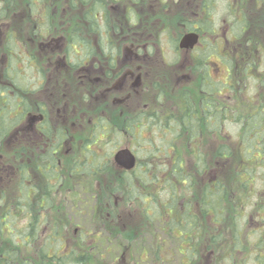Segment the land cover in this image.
<instances>
[{"label": "rangeland", "instance_id": "1", "mask_svg": "<svg viewBox=\"0 0 264 264\" xmlns=\"http://www.w3.org/2000/svg\"><path fill=\"white\" fill-rule=\"evenodd\" d=\"M104 2L109 6L111 19L114 22L115 18L119 20L117 23L122 28V31L118 29L121 32L120 36L122 39L126 38L123 39L120 50L123 54H120L118 58L120 63L121 58L130 55V50L139 54V59L146 58L136 63L125 61L120 65L124 70L128 69L133 72L134 77L129 75L125 81L108 79L107 65L101 62V57L97 52L90 57L88 64H83L88 67L85 79L83 78L85 75V71L82 70L83 66L80 69L64 68L61 59H65L68 64L69 59L64 49L69 41V28L72 24L81 25V6L78 0H46L44 4L38 6L39 13L27 10L25 0H0L3 10L5 9L4 15L0 18V49L6 32L14 30L19 36L22 50L30 52L36 58L35 63L43 73L40 79L46 81L41 87L42 92L27 97L30 106H33L35 114L38 104L46 110L50 108L47 110L49 118L66 126L68 136L71 138L58 155L62 176V181L58 186L59 190L51 197V207L39 213L40 223H42L40 228L43 233L56 228L70 240H75L77 230L79 233L83 231L87 234L86 245H91L93 239L98 237L100 240L107 238L113 249H109L108 255H103L102 264H134V258L139 255L140 248L143 245L146 246L149 241H143L145 234L142 236L141 232L151 230L155 235H159L156 232L157 225L151 224L148 226L150 229L146 228L140 213L135 211L137 209L135 205L124 204L125 185L119 178L115 167H110L108 171L97 177L85 180L69 177L73 161L83 157L81 142L89 137L91 126L98 117L106 119L114 126H120L126 116L138 111L160 110L164 113L171 112L178 115L183 90L188 91L198 106L201 95L200 79L198 74L191 71V68L194 60L199 56L209 54L211 44L216 46L220 55L215 52L216 55L211 56L212 64L207 71L211 79L218 82L220 80L227 85L222 87L216 95L219 102L218 107H228L227 116L224 115L222 118L226 120L236 113L247 115L257 110L258 107L264 108V8L259 10V5L255 0H247L250 30L249 33L243 31L239 37H236L235 32L232 31L233 11L231 10L235 8L239 0H217L210 17L211 30L214 33L211 31L209 34H200L201 44L195 51H191L174 49L173 43L186 33L181 23L190 20L193 14L200 12L198 0H104ZM133 3H135L134 6H132ZM197 5L198 8H196ZM36 6L34 8L37 9ZM45 8L50 12L47 24L49 28L45 30L43 26L44 31L39 32L37 30V23L41 22L39 14L40 10L43 11ZM128 10L133 11L132 15L124 14ZM118 13L122 16H118ZM108 20L111 25L112 21ZM87 38H89L88 34ZM249 38L252 39L247 40ZM128 42H132L134 46L129 47ZM136 45L143 52H136ZM132 55L135 54L132 53ZM1 58L4 60L3 57ZM80 62L83 63L84 60ZM2 63L0 65L3 69L5 63ZM101 66L104 68L105 78L96 81V78L102 77L99 72ZM25 70L24 81L32 82L35 77L33 68L26 67ZM137 75L140 76L139 81L133 86ZM113 84L115 88L106 91V87H111ZM31 115L33 116V113ZM63 119L65 120L62 121ZM240 127L232 123V120H226L222 123L220 133L201 130L198 142L192 144L185 139L179 144L180 153L188 171L194 173L193 151L198 147L208 161L210 172L221 174L224 177L230 188L227 222L232 214L239 211L244 216L252 213L251 211L246 212L238 205V186L233 177L234 168L239 162L236 148L233 150V156L227 161L217 160L215 156L217 144L227 142L231 145L239 139ZM31 133L33 134V131ZM104 138L105 136L101 134L99 140L102 141ZM4 140L0 145V219H3L2 214L11 203L13 204L17 196L16 166L25 162L31 179L34 175H38L34 167V146L32 148L24 143V156L20 159L17 134L7 136ZM122 142L120 148H130L136 157L145 155L143 151H138L135 140L123 136ZM110 143L108 138L104 150L107 149V152L113 150L115 153L118 149H114ZM253 175L255 176L254 187H259V204L264 203V170L260 168L259 173ZM257 175H259V180ZM40 181L42 185L44 182L41 178ZM84 187L88 192L87 195L82 193ZM80 200L83 202L77 203ZM245 208L250 210L251 206L247 205ZM11 213L13 218L15 217L16 226H25L29 212L12 210ZM111 216H115V221L112 222ZM257 216L254 213L253 219ZM260 217L264 219V211H259ZM256 223V220L243 223L240 219L241 233L234 240L229 235L232 231L231 222L227 223L226 227L219 228L223 229L222 232L218 229L213 232L211 231L212 225L203 223L204 231L209 229L210 232L204 233L201 245L205 246L201 250H204V255L212 254L211 258H197L195 264H228L225 255L228 254L232 241L236 249L231 254V261L234 264H260L259 256L262 257L261 262L264 264V243L262 245L258 243L257 233L252 234L259 228V224ZM261 228L264 229V222ZM1 229L3 232L0 234V250L10 245L7 239L9 227H4L2 224ZM120 230L129 231L132 234L125 233L129 236L125 237L123 232H119ZM214 233L216 235L227 233V235L221 237V240L212 246L209 242L207 243L206 236L210 234L214 237ZM174 242L173 240V243H168L167 246V243L164 244L168 252L163 253L161 260L154 259V263L138 264H180L179 257L177 258L173 253L172 247L176 245ZM101 245L104 251L107 247L106 242ZM26 251L33 252L31 245L29 248L24 245L21 249L23 257H28ZM93 255L92 259L98 263L99 257L96 253ZM143 259L147 260L146 257Z\"/></svg>", "mask_w": 264, "mask_h": 264}, {"label": "trees", "instance_id": "2", "mask_svg": "<svg viewBox=\"0 0 264 264\" xmlns=\"http://www.w3.org/2000/svg\"><path fill=\"white\" fill-rule=\"evenodd\" d=\"M44 2L45 0H25V7L27 10L39 13L38 6L42 3L44 4ZM216 2L217 0H198V10L200 12L198 11L197 15H195L196 13L193 14L190 20L181 23L184 32L195 30L193 27L198 25V31L202 30L200 34H209L212 31L210 17ZM255 2L259 5V10L264 8V0H255ZM35 5H37V9L34 8ZM100 5V2L92 1L91 9L101 8ZM4 11L5 9L3 10L1 6L0 18L4 15ZM231 12L232 31L235 32V36L239 37L243 31L249 33L250 22L247 14V0H239ZM40 14L41 18L39 19L41 22L37 23V30L42 32L44 27L46 28L45 30H48L47 24L50 16L47 8L43 11L40 10ZM88 22L90 28L95 29L97 27L94 17H89ZM105 27L107 28L106 25ZM116 29L122 31L120 27H116ZM68 34L69 41L64 49L69 59L68 65L71 69L79 68L81 66L80 61L86 57L90 59L96 53V50L90 44H88L86 50L81 49V44L84 40L81 25L72 24ZM178 40L179 37L173 43L174 49H178ZM21 42L24 44L22 40ZM22 49L18 34L14 30H8L0 49V63L3 61L2 64L5 63L3 69L0 65V80H4L9 85L0 83V93L22 89L24 94L23 112L26 115L31 110L29 98L27 97L34 93V90L30 87L36 83L37 77L39 78L43 73H41V68L35 63L36 58L30 52ZM215 52L220 55L216 46L211 44L209 54L199 56L194 60L191 68V71L198 74L200 79L201 95L198 100V106H196L188 91L183 90L180 96L181 103L178 115L171 112L164 113L160 110L138 111L133 115L126 116L120 126H114L106 119L103 120L98 117L91 126L89 137L81 142L83 157L73 161L69 170V176L72 179L85 180L90 177H97L112 167L113 150L111 152H107V149L104 150L105 142L108 141V138L111 146L114 149L116 148V150L123 144V136L135 140L136 148L138 151H143L145 155L142 157L137 155V164L132 170H119L118 176L124 183V187H126L123 194L126 200L135 203L147 221L152 225H157L159 230L157 234L166 232L171 239L176 240L178 237L187 244V248H184V259L187 264H195V253H201V239L205 236L204 233L209 231V229L204 231L203 223L212 225L211 231L213 232L217 231V229L222 232L223 229L219 228H224L227 223L231 222L232 231L229 235L234 240L241 233L239 227L242 223L240 224V219L243 220V223L256 220L259 228L252 234L257 233V238L259 235L258 243L261 245L264 243V229L261 228L264 219L263 217L259 218V211H264V203L259 204V187H254L255 176L253 175L254 173H259L260 168L264 170V108L258 107L257 110L247 115L236 113L232 118L226 119L232 120V123L241 126L239 130L240 137L231 145L223 142L215 147L216 159L223 162L233 156V150L236 148L235 151L238 152L236 156L239 162L237 167L234 168L233 177L236 179L238 186V205L245 209L246 212L251 211V214L244 216L239 211L232 214L229 222H227V204L230 202V188L227 186L224 177L221 174L210 172L208 161L203 151L198 147L193 151L194 173L187 170L180 153L179 144L182 141L187 139L192 144L198 142L201 130L220 133L222 123L226 121L222 116H227L228 107H218L219 102L216 95L222 90V87L227 85L220 80L218 82L211 79L210 73L207 71V69H210V64H212L210 58L216 55ZM26 67H32L35 72L33 81L29 83L24 81ZM31 83L33 84L31 85ZM14 107H16L15 101H9L5 105L0 104V140L9 136L16 127L17 120L10 117ZM101 134L105 136L102 141L99 140ZM108 135L109 137H106ZM54 137V146L57 152V148L61 145L60 142L63 143L68 136L59 127L55 129ZM42 159L48 163L50 161L53 167L56 168V170L52 169L50 171L51 173L47 175L48 178L46 179H51L50 181H52L56 178V185L61 183L62 177L60 170L57 171L59 167L56 160L51 159V157H42ZM22 175L23 179L19 181L21 191H23L24 181L29 180L28 173L23 172ZM257 179L259 180V175H257ZM26 194L29 195V191L22 192V197H24L25 201L21 202V198L14 201L17 207L20 204H24L25 208L31 209L26 200ZM247 205L251 206L250 210L245 208ZM11 211V209H6L4 214H2L3 219H0V226L2 227V224H4V227L8 226L10 229L7 232V239L10 245L2 249L3 252L0 250V263L2 264H10V262L14 263L17 261V240H20V238L22 241L25 240L20 236V231H17V227L14 224L15 219H11L13 218ZM254 213L258 216L253 219ZM31 215L33 218L34 214L31 213ZM111 217L113 218V216ZM25 227L29 231L22 230V233H33L35 225L28 224ZM2 232L3 230L1 229L0 234ZM51 234L58 238L57 230L54 229ZM225 235L227 233L217 235L214 233V237L209 234L206 236L207 243L209 242L213 246ZM10 239L13 240V243L15 241V243H11ZM234 247L235 244L232 241L229 252L225 255L228 264H234L231 261V254L236 250ZM79 249L76 248L75 251L72 250L69 253L62 254V243L57 241L55 245L56 255L50 260L44 259L42 264L97 263L90 255L77 253L76 251ZM40 255L42 258L44 257L42 251ZM261 260L262 257L259 256L260 264H262Z\"/></svg>", "mask_w": 264, "mask_h": 264}, {"label": "flooded vegetation", "instance_id": "3", "mask_svg": "<svg viewBox=\"0 0 264 264\" xmlns=\"http://www.w3.org/2000/svg\"><path fill=\"white\" fill-rule=\"evenodd\" d=\"M46 1V0H45ZM80 1V6H81V31H82V35H83V42L81 44V49L82 50H86V47L88 46V44H90L91 46H93L96 50V52L100 55L101 57V62H103L104 64L107 65L108 71H107V77L108 79L111 80H117V79H121L122 81H125L127 76H132L134 77L133 72H131L130 70L126 69L124 70L123 68L120 67L121 64H124L125 61L128 62H139V60H146V58L143 59H139L140 57L138 56L139 54L133 52L130 50V55H128V57L126 58H121L122 61L120 63V60H118L119 55L123 54V52L121 53V49H122V45H123V38L121 35V32L116 29V27H120L119 23H117V21L119 22V20L117 18H115V22L111 19L112 14L111 11L109 9V6L107 5L106 2H104V0H78ZM92 1H97L100 2V6L101 8L98 9H91V2ZM135 3L132 4V6H134ZM196 8H198V5L196 6ZM199 9V8H198ZM49 16H50V12ZM131 13H133L132 10H128L126 11L124 14L128 15H132ZM198 13V12H197ZM197 13L195 15H197ZM135 14V13H134ZM122 16L120 13H118V16ZM89 17H94L95 19V23H97V27H95V29H93L92 27L90 28V24L88 22V18ZM110 19L112 21L111 25L109 24V20ZM105 25L107 26V28L105 27ZM71 28V26H70ZM120 29L122 30V28L120 27ZM193 29L195 30H189L187 31L189 32H196L199 35V42L198 45H196L191 51H195V49L198 48V46L201 44V38H200V33L202 32V30L198 31V25L194 26ZM118 30V31H116ZM186 32V33H187ZM87 34L89 35V38H87ZM123 34H127V33H123ZM126 39V38H125ZM89 41V42H88ZM128 41V40H126ZM125 43V42H124ZM128 46L129 47H133L134 44L132 42H128ZM136 47V52H143L142 49L139 48L138 45L135 46ZM132 53H134L135 55H132ZM132 57V58H130ZM105 59V61L103 60ZM62 61V65L64 66V68L66 69H70L71 67L67 64V62L65 61V59H61ZM84 62L81 63V66L79 67V69L83 66L82 70L85 71V77L83 76V78H86V73L88 70V67L83 65V64H88L89 59L83 58ZM99 72L101 73L102 77L101 78H96V81H100L103 80L105 78V73H104V68L101 66ZM42 76H39V78H37L36 83L34 84V86L32 87V89L34 90L33 94H39L41 91V87L44 86L45 82L43 79H40ZM140 76L137 75L135 77V81L132 84L133 86L136 85L139 81ZM89 81V80H88ZM0 83H4L6 85H9L7 82H5L4 80H0ZM30 87V88H31ZM111 88H115V84H113L111 87L108 86L106 87V91H109ZM22 90V89H21ZM8 90V91H3L0 93V104H7L9 101H15L16 103V107H14V111H12L10 113V117L11 119H16V127L14 128V130L10 133L9 136H11L12 134L16 135L17 134V139H18V147L20 150L19 156L20 159H23V145L24 143L30 147L33 148L34 146V151H35V155H34V167L35 170L38 172V175H34L33 176V180L31 179L29 173L27 172L28 166L26 165L25 162H22L19 166H16L17 169V181H18V187H17V196L15 198V201L18 198H21V202L25 201L24 197H22V192H26L29 191V195L26 194V200L28 201V204L30 206L31 209L29 208H25L24 204H20V206H16L15 202L13 201V204L11 203V205H9V207L7 208L8 210H20L21 212H29V216H28V221L25 224V226H28V224H32L35 225L34 230L32 231L33 233H22L23 231H29L27 229V227L25 226H16L17 227V231H20V236L23 237V239H25L24 241L21 240H17V242H21V243H17V261L16 262H10L13 264H42V261L44 259L46 260H50L54 257V255H56V251H55V245L56 242H60L62 243V254H66L71 252L72 250L75 251V249H79L78 251H76L79 254H86V255H90L91 257H94L93 253H96V256L99 257V260L97 264H102V259H103V255H108V253L110 252L111 249H113L112 244H110L109 240L106 238L105 240H100V238H96L93 239V241L91 242V245H86L85 242L87 240V234L83 233V231H79L77 230L76 232V239L75 240H70L69 238H67L66 235H63L62 233H60L56 228H54L55 230H57L58 235L56 238V236L51 234L53 232L54 229H51L50 232L48 233H43L42 228H40V226L42 225V223H40V212H42L44 209H48V207H51L52 202H51V197L55 194V192L57 190H59V185H56V178L53 179L52 181L47 180L46 178H48V174L51 173L50 171L56 170V168L53 167V164L49 161L45 162L43 161L42 157H47L51 159H55L58 165V170H61L60 166H61V162H59V158L58 155L61 152V150L64 148V146L70 142L71 138L68 136V128L66 126H64L61 123H57L55 122V119H50L49 118V111L50 108H48L47 110L42 107L40 104H38L36 106L37 111L36 114L34 113V109L33 106L31 107L30 112H27V114H24V94H23V90ZM9 108V107H8ZM16 111V113H15ZM1 112V111H0ZM31 113H33V116L31 115ZM31 115V116H30ZM102 118V117H100ZM65 119H63L62 121H64ZM61 127L64 131V133L68 136L67 138L64 139L63 143L60 142V146L57 148V152H56V148H55V129ZM33 131V134L31 133ZM8 136V137H9ZM7 137V136H6ZM6 137L4 139H6ZM0 140V145L3 141L5 140ZM1 156V155H0ZM22 161V160H21ZM0 162H1V157H0ZM112 167H115L116 170L119 172V170L124 171L123 169H121L113 160V156H112ZM71 168V166H70ZM23 172L28 173V181H24V185L22 186L23 191H21L20 187H19V181L21 179H23ZM62 177V176H61ZM70 177V176H69ZM40 178L43 180V184L40 185L41 181ZM26 180V179H25ZM47 183V184H46ZM126 187H124L125 190ZM46 193H48L47 195H45ZM82 193L87 195L88 192H86L85 187L82 188ZM81 201V200H80ZM78 201L77 203H82L83 201ZM128 200H126L125 195H123V202L125 203H131L133 205H135V203L132 202H127ZM51 203V205H50ZM14 207V208H13ZM135 208H137V206L135 205ZM40 209V210H39ZM42 210V211H41ZM137 213H140L141 215V220L143 221V225L146 228H149L148 226L151 225V223L149 221H147L142 213L141 210L139 208H137L135 210ZM32 214H34L33 218L31 217ZM12 217L13 214L11 213ZM11 219H15L11 218ZM115 216L111 219L112 222L115 221ZM16 222V221H14ZM115 224V223H114ZM4 226V224H3ZM150 229V228H149ZM159 230L157 229L156 232H158ZM118 232V231H117ZM119 232H123V234L125 233H130L131 232H125V231H119ZM142 236L145 234V236H143V241L146 242L148 241V244L145 246L143 245L142 248H140L139 250V255H137L136 258H134V264H138V263H154L155 260H161L163 258V253L168 252V249L166 250V246L168 245V243H173V239H171V237H169V235L166 232L163 233H158L159 235H155L151 230L150 231H142ZM121 233V236L123 235ZM148 235V236H147ZM125 237H129L128 235L125 234ZM187 237V236H186ZM135 238V237H134ZM133 238V239H134ZM132 240V239H130ZM151 240V241H150ZM154 240V243H152V241ZM99 241V243H98ZM175 242V246L172 247L173 249V253L174 255L179 259H180V264H187V261L184 259L185 257V247L187 248V244L184 243V241L180 240L178 237L176 238V240H174ZM210 241V240H209ZM95 242L97 243L95 245ZM106 242V248L104 249V251L101 249L102 245L101 243H105ZM167 243V244H166ZM164 244H166V246L164 247ZM24 245L27 246V248H29V245H31L33 252L32 253H28L26 251V254L28 255V257H23V255L21 254V249L24 247ZM205 246V245H204ZM203 245H201V248L204 247ZM118 247V245H117ZM110 249V250H109ZM42 251L43 253V258L40 255V252ZM197 252V251H196ZM60 254V252H58ZM211 254L208 255H204V250H201V253H195V259L200 258V257H205L204 259L207 258H211ZM4 256V255H3ZM2 257V256H1ZM5 257V256H4ZM144 257L147 258L143 259ZM6 258V257H5ZM7 259V258H6ZM151 259V260H149ZM155 259V260H154ZM154 261V262H153ZM97 262V261H96ZM101 262V263H100ZM2 264V263H0Z\"/></svg>", "mask_w": 264, "mask_h": 264}, {"label": "water", "instance_id": "4", "mask_svg": "<svg viewBox=\"0 0 264 264\" xmlns=\"http://www.w3.org/2000/svg\"><path fill=\"white\" fill-rule=\"evenodd\" d=\"M199 42V36L196 32L184 34L180 40L178 47L180 49H193ZM114 162L123 170L130 171L136 165V157L129 148L119 149L113 156Z\"/></svg>", "mask_w": 264, "mask_h": 264}]
</instances>
